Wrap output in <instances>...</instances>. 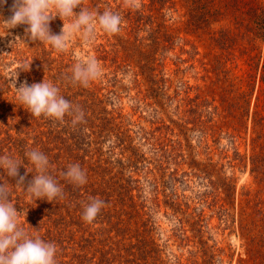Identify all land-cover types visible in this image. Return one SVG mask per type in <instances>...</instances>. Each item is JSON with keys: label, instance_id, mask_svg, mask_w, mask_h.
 <instances>
[{"label": "rangeland", "instance_id": "obj_1", "mask_svg": "<svg viewBox=\"0 0 264 264\" xmlns=\"http://www.w3.org/2000/svg\"><path fill=\"white\" fill-rule=\"evenodd\" d=\"M138 4L83 0L81 7L94 14H119L121 30L110 35L97 25L91 42L74 36L64 52L30 41L26 25L11 28L6 21L13 0L0 5V156L14 154L22 163L17 142L25 140L29 151L48 157V171L55 169L63 192V173L72 164L92 174L87 183H95V176L100 182L105 174L116 177L111 197L95 196L105 204L91 224L82 219L92 198L83 190L89 198L68 214L66 197L34 202L27 184L16 185L2 170L0 183L7 185L28 234L56 245L57 264H264V83L250 66L254 57L264 64V41L255 42L257 54L234 15L204 32L188 25L181 0ZM127 12H138L145 22L153 16L147 27L161 23L176 41L161 38L160 49L148 57L140 47V41L150 43L148 28L144 22L133 31ZM62 27L59 16L50 24L53 34ZM223 30L240 38L227 50L214 41ZM91 57L101 76L88 87L73 83V66ZM15 79L17 88L25 81L54 84L82 110L83 120H75V112L63 122L31 116L17 98ZM251 91L248 112L243 97ZM71 126L90 134L91 162H83V151L69 157L65 132ZM122 135L126 141L116 138ZM227 183L235 186L231 197L223 190ZM131 205L149 230H135L138 216L127 209Z\"/></svg>", "mask_w": 264, "mask_h": 264}, {"label": "clouds", "instance_id": "obj_2", "mask_svg": "<svg viewBox=\"0 0 264 264\" xmlns=\"http://www.w3.org/2000/svg\"><path fill=\"white\" fill-rule=\"evenodd\" d=\"M6 2L7 0H0V5ZM82 3L83 0H13L12 16L6 22L12 26L11 28L26 25L25 35L30 41L46 43L58 52L66 51L70 40L77 35L84 42H91L95 37L97 25L110 35L120 32L122 18L119 14L111 11L94 14L81 7ZM125 4L139 7L138 0H125ZM77 8L80 9L79 13L74 11ZM57 16L63 21V27L60 34H53L50 24ZM101 74L102 68L99 62L91 57L77 62L72 68L69 79L73 83L88 87ZM13 85L18 100L31 116L37 118L43 116L63 122L66 115L75 112V120H83L82 110L74 109L54 84L43 80L29 85L25 81L17 88L15 79ZM26 156L37 172L25 190L34 198V202L38 199H46L52 203L54 200L63 199L62 187L48 172V157L35 149L27 152ZM21 166L22 163L12 157L0 156V170L7 177L16 180V185L23 187L26 175L19 174ZM63 175L76 186L87 183L86 173L79 164L70 165ZM104 204L105 201L102 199L90 198V202L84 206L82 219L86 223H93ZM20 214L10 200L7 185L0 183V264H57L56 245L46 242L38 235H29L20 223Z\"/></svg>", "mask_w": 264, "mask_h": 264}, {"label": "trees", "instance_id": "obj_3", "mask_svg": "<svg viewBox=\"0 0 264 264\" xmlns=\"http://www.w3.org/2000/svg\"><path fill=\"white\" fill-rule=\"evenodd\" d=\"M160 2H168V0H158ZM184 4V7L187 10V17H188V25L194 29V30H203L204 32H207L208 28H212L214 25L219 24L225 19L227 16L234 15L236 21H240L239 23L241 26L244 25L246 27L245 29V35L247 36L246 41L248 44L252 43L253 50H257V54L261 53L260 49H258L256 41L260 40L261 42L264 41V5L261 0H181ZM145 12V11H144ZM122 14L126 13V11H122ZM128 19L130 20V27L132 30L136 31L137 28L141 27V24L145 22L144 17L139 14L138 12L133 17L132 13L127 12ZM153 16H149L147 18V21L145 22V27L148 28V24L152 25L154 21L152 20ZM149 40L150 43L144 44L143 41H140V47L145 48L147 51H143L145 55H148V57L153 54V51L155 52L157 49H160V39L163 38L164 42L173 45L174 41H176V38L174 37V34H169L166 30L163 24H158L157 29L152 30L149 29ZM243 39V38H242ZM141 40V39H140ZM214 41L217 43L219 50H227L231 48L230 46L237 44L238 41H240L239 36L231 34L227 30H223L219 32V36L214 38ZM134 48H138L137 46H134ZM140 49V48H139ZM142 49H140L139 53H143ZM148 53V54H147ZM255 57L253 58V64H250V66L255 69V74L261 75V83H264V64L260 66V62H254ZM255 63V64H254ZM256 79V77H254ZM256 81V80H255ZM186 87V85L184 86ZM250 87L255 89V82L250 83ZM253 93L254 91H251V93L246 94L243 97L244 106H246V111L249 112V108L251 107L252 100H253ZM245 94V93H244ZM259 101V96L256 97V102ZM243 102L241 105H243ZM257 106V105H256ZM199 109L198 106H193V110L197 111ZM249 114V113H248ZM247 114V117H248ZM258 112L254 114L256 116ZM82 125V124H81ZM85 125V124H84ZM68 129V128H67ZM93 129L98 132L97 126H93ZM142 130V128H140ZM82 127L75 129V127L71 126L67 132H65L66 139L65 141L67 143L68 152H70L69 157H72L73 154L77 155L79 151L85 152V155L81 158L83 162L89 163L93 159H89L88 161L86 158L90 154V151L86 149L91 148L93 142L88 139L90 134H82ZM113 135V132H111ZM86 136V137H85ZM109 137V136H107ZM117 139H120L122 142L126 141L125 136H116ZM57 143V142H56ZM65 144V143H64ZM100 144V143H99ZM66 145V144H65ZM18 146V153L20 159L24 162H22L23 166L20 167V169H23V176L26 175L24 184H29V182L33 179V176L37 174L36 170L34 169V165L29 161L28 157L26 156V153L29 152L28 142L25 140H18L17 142ZM59 150H61L59 148ZM77 152V153H76ZM111 152V151H110ZM101 154L100 156H102ZM99 156V159L96 161V163L100 164L98 165V168H101V162L102 158ZM17 158L14 154L12 155V158ZM68 158V157H67ZM71 159V158H70ZM261 161L264 160L263 157L260 159ZM19 161V160H18ZM21 162V161H20ZM119 164L122 165V160H119ZM29 167H33L31 171H28ZM98 168L91 169V171H97ZM53 170L51 169L49 172L50 175L54 177ZM105 171V169H104ZM29 177V179H28ZM102 178V182L98 180V177L95 176L96 182L95 183H86L82 186H76L69 182L68 179L63 178V186H64V197L68 198L70 200V205L68 207V214L73 212L77 207L80 206L81 200H86L89 197L84 196V193L87 195H90L92 198H96L95 196L101 195L106 197H111L113 194V187H114V178L116 177H110L108 174H105L103 176H99ZM56 176L54 177V179ZM87 178L91 180L90 182L94 181V177L92 174L87 173ZM62 180V181H63ZM224 185V192L227 194V197H231V195L234 192L235 186H232V184H223ZM26 186V187H27ZM81 190L84 191L83 195L81 194ZM233 196V195H232ZM126 204H123V206ZM131 209L130 213H134L138 216V227L135 230H149L147 227V224H145V221H143L142 216L140 215V212L134 207L130 206ZM127 211V214H130ZM108 216V215H107ZM110 217V216H108ZM127 220V219H126ZM123 221V224L125 221ZM111 222V221H110ZM118 225L122 227L123 225L121 222L118 221ZM153 230V229H150Z\"/></svg>", "mask_w": 264, "mask_h": 264}]
</instances>
